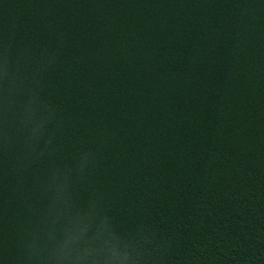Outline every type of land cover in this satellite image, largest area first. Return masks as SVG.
Masks as SVG:
<instances>
[{
    "label": "trees",
    "instance_id": "obj_1",
    "mask_svg": "<svg viewBox=\"0 0 264 264\" xmlns=\"http://www.w3.org/2000/svg\"><path fill=\"white\" fill-rule=\"evenodd\" d=\"M0 264H264V0H0Z\"/></svg>",
    "mask_w": 264,
    "mask_h": 264
}]
</instances>
